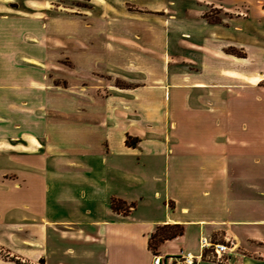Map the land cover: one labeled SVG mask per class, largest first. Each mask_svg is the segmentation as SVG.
Returning a JSON list of instances; mask_svg holds the SVG:
<instances>
[{
    "label": "crops",
    "instance_id": "obj_1",
    "mask_svg": "<svg viewBox=\"0 0 264 264\" xmlns=\"http://www.w3.org/2000/svg\"><path fill=\"white\" fill-rule=\"evenodd\" d=\"M85 1L0 0V264H224L201 237L264 264V0ZM63 57L82 73L58 89ZM165 224L183 232L152 250Z\"/></svg>",
    "mask_w": 264,
    "mask_h": 264
},
{
    "label": "rangeland",
    "instance_id": "obj_2",
    "mask_svg": "<svg viewBox=\"0 0 264 264\" xmlns=\"http://www.w3.org/2000/svg\"><path fill=\"white\" fill-rule=\"evenodd\" d=\"M7 4L12 9H16V10L19 9L21 11L30 12L31 10L35 8L36 10L38 11L40 10L46 14L64 15L66 13H71L70 10L69 11L65 10L66 8L76 9L77 5L81 7L84 6L85 8H87L91 5V2L85 1V0H8ZM96 6L97 7H94V10L98 12V10L100 9V6H98V4H96ZM51 26L48 25V27L45 30L46 33L49 36L52 35L53 37L58 38L59 40L67 44L69 43V48H68L69 56H72L76 59L77 53H82L83 51L79 50L76 47V45L73 44L74 38H71L69 40L64 39L65 37L62 36L63 32H62L61 27H59L58 24H56V26L54 24H51ZM39 27L41 28V24H39ZM68 28L70 31L74 32L75 34L74 36H76L77 32L81 29L79 26L76 28L74 25H69ZM43 29L44 28H41V30ZM35 36L36 38H33V37L31 38L32 40L37 42L40 36L38 35V33H36ZM55 45H60V42L58 41L57 43H55ZM42 67L45 69L46 73L49 75V78L52 80L51 84L53 86H59L57 87L58 89L60 88V86H66L68 80H73V79L77 80L80 74L82 73V72H78L77 70L73 69L72 62L68 58H64L62 60L59 59V61L53 65L42 66ZM86 73L87 74L85 75V82L87 83L89 82L91 84H93L94 81L96 83L99 82V79L95 75H92L93 74L92 71L86 72ZM113 82L120 86L127 84L126 82L119 80V79H116V81H113ZM165 230H166V234L169 233L168 232L169 229L160 228L158 230V235L159 234L162 235V233H164ZM158 243H159L158 239H154L151 245L152 247H154V246H157Z\"/></svg>",
    "mask_w": 264,
    "mask_h": 264
},
{
    "label": "built area",
    "instance_id": "obj_3",
    "mask_svg": "<svg viewBox=\"0 0 264 264\" xmlns=\"http://www.w3.org/2000/svg\"><path fill=\"white\" fill-rule=\"evenodd\" d=\"M200 245L202 248H211L210 258L212 260L226 264L223 253L228 249V246L225 243H210L207 238L201 237ZM198 257L190 251L180 250L175 256L171 257L170 264H197ZM151 264H166V258L155 254L152 257Z\"/></svg>",
    "mask_w": 264,
    "mask_h": 264
},
{
    "label": "trees",
    "instance_id": "obj_4",
    "mask_svg": "<svg viewBox=\"0 0 264 264\" xmlns=\"http://www.w3.org/2000/svg\"><path fill=\"white\" fill-rule=\"evenodd\" d=\"M129 144H135L136 142V139H133L132 142L128 141ZM110 205H111V208L115 211H122V212H127L130 210L131 206H126V204L121 201L120 199H115L113 198L110 202ZM133 206V205H132ZM160 228H164V229H169L168 232L166 234V230L164 233L159 234L158 235V230ZM183 232V226L181 224H165V225H162V226H158L156 228V230L151 233L150 237H149V246L152 250H155L156 246L152 247L151 243L154 239H158L159 242L163 241L164 239H167V238H172V237H175L177 235H180L182 234ZM160 238V239H159ZM159 244V243H158Z\"/></svg>",
    "mask_w": 264,
    "mask_h": 264
}]
</instances>
